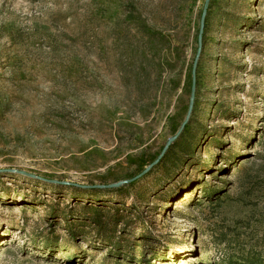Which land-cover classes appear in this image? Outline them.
Returning <instances> with one entry per match:
<instances>
[{
	"label": "rangeland",
	"instance_id": "374dc122",
	"mask_svg": "<svg viewBox=\"0 0 264 264\" xmlns=\"http://www.w3.org/2000/svg\"><path fill=\"white\" fill-rule=\"evenodd\" d=\"M205 3L0 0V264H264V0L210 1L190 112Z\"/></svg>",
	"mask_w": 264,
	"mask_h": 264
},
{
	"label": "water",
	"instance_id": "95a60500",
	"mask_svg": "<svg viewBox=\"0 0 264 264\" xmlns=\"http://www.w3.org/2000/svg\"><path fill=\"white\" fill-rule=\"evenodd\" d=\"M210 1L211 0H206L205 7H204V12H203V16H202V21H201V28H200V33H199V49H198V53H197V58H196V60L194 62V66H193V86H192V97H191L190 112H191V110L193 108L194 99H195V90H196V82H197L196 71H197V67H198L199 58H200L201 52H202V38H203L206 14L208 12V6H209ZM174 139H175V137L172 138L168 142V145L165 147L164 152L167 149V147L173 142ZM28 175H30V174H28ZM100 187H103V186H100Z\"/></svg>",
	"mask_w": 264,
	"mask_h": 264
},
{
	"label": "trees",
	"instance_id": "16d2710c",
	"mask_svg": "<svg viewBox=\"0 0 264 264\" xmlns=\"http://www.w3.org/2000/svg\"><path fill=\"white\" fill-rule=\"evenodd\" d=\"M247 261H249V260H247ZM247 261H245L244 264H249V263H250V264H255L254 261H253V262H247ZM261 263L263 264V262H261ZM229 264H238V262L230 261Z\"/></svg>",
	"mask_w": 264,
	"mask_h": 264
}]
</instances>
